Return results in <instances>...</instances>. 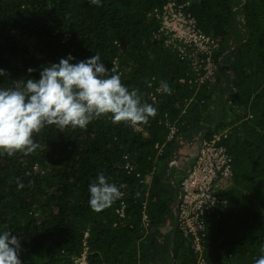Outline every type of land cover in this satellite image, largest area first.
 Returning <instances> with one entry per match:
<instances>
[{"label": "trees", "instance_id": "16d2710c", "mask_svg": "<svg viewBox=\"0 0 264 264\" xmlns=\"http://www.w3.org/2000/svg\"><path fill=\"white\" fill-rule=\"evenodd\" d=\"M167 1L0 0V68L7 73L0 88L39 79L42 66L68 54L77 63L98 52L157 108L143 131L107 118L65 132L49 126L34 136L41 145L34 154H0V232L18 237L22 264H80L84 253L87 264H195L179 229L171 243L180 184L169 181V160L180 136L193 141L213 129L229 130L234 176L220 192L227 205L207 217L208 264H255L261 255L264 0H191L200 28L222 38L212 87L180 82L191 67L159 32L156 10ZM161 81L171 94L157 92ZM168 122L179 129L172 139ZM125 156L136 165L131 173ZM101 172L124 194L96 213L88 189Z\"/></svg>", "mask_w": 264, "mask_h": 264}, {"label": "clouds", "instance_id": "9594fccd", "mask_svg": "<svg viewBox=\"0 0 264 264\" xmlns=\"http://www.w3.org/2000/svg\"><path fill=\"white\" fill-rule=\"evenodd\" d=\"M89 2L102 6L101 0ZM75 59L68 54L59 63L42 66L39 79L17 80L13 87L0 88V154H34L41 148L34 136L49 126L65 132L69 128L86 129L92 121L107 118L113 125L123 123L135 129L156 117L157 108L143 102L138 90H130L122 82L114 61L109 70L98 52L71 63ZM33 71L28 69L29 73ZM0 75H7L3 68ZM157 91L170 94L171 88L161 81ZM88 190L89 206L96 213L121 198L120 188L110 183L103 172ZM20 250V240L12 231L0 232V264H22ZM260 253L255 264H264V245Z\"/></svg>", "mask_w": 264, "mask_h": 264}, {"label": "built area", "instance_id": "2783aa9c", "mask_svg": "<svg viewBox=\"0 0 264 264\" xmlns=\"http://www.w3.org/2000/svg\"><path fill=\"white\" fill-rule=\"evenodd\" d=\"M156 16L160 22L159 32L163 34L166 45L177 52L179 57L189 61L191 73L181 78L180 82L212 87L218 80L221 58L215 55L222 38L210 35L200 28L191 0H168L156 10ZM161 92L163 91L158 93ZM153 99L156 100V96ZM167 125L170 127L169 139H172L179 129L170 122ZM135 129L143 131L140 126ZM144 134L147 132L144 131ZM228 136V129H213L193 140L197 145L195 159L180 181L178 229L182 232L186 245L195 254V264H208L205 254L207 217L227 205V200L220 192L229 186L234 176L233 157L225 143ZM125 159V170L127 173L133 172L136 169L135 163L128 156ZM123 194L124 190L121 189V196ZM125 209L126 203L122 200L117 212L124 217ZM144 220L148 224L147 214L144 215ZM78 261L80 264H87L85 253Z\"/></svg>", "mask_w": 264, "mask_h": 264}, {"label": "crops", "instance_id": "0c3cea01", "mask_svg": "<svg viewBox=\"0 0 264 264\" xmlns=\"http://www.w3.org/2000/svg\"><path fill=\"white\" fill-rule=\"evenodd\" d=\"M208 127L210 126L208 125ZM198 137L199 135L195 136L194 140H197ZM179 138H180L179 139L180 141L178 143V146L175 152L174 160L173 159L169 160V166H170L169 169L171 170V173H172V174L170 173L171 180L174 183L176 182L178 184H180V181L182 180V178L187 174V171L190 165L195 159V153L197 151L196 143L185 140V139H181L182 138L181 136Z\"/></svg>", "mask_w": 264, "mask_h": 264}, {"label": "water", "instance_id": "95a60500", "mask_svg": "<svg viewBox=\"0 0 264 264\" xmlns=\"http://www.w3.org/2000/svg\"><path fill=\"white\" fill-rule=\"evenodd\" d=\"M230 76H232V74H230ZM223 116H224V114H223ZM223 119V118H222ZM202 136V133L201 134H199V138ZM174 157H175V154H174V156H173V160H174ZM171 164V163H170ZM169 168H170V166H169ZM169 171H170V169H169ZM169 181L171 182V183H174L171 179H170V177H169ZM178 189H179V187H178ZM178 199H179V196H178V198H177V200H176V202H175V206H174V213H175V224H174V229H173V235H172V238H171V243H173V239H174V237H175V234H176V232H177V230H178V214H177V206H178Z\"/></svg>", "mask_w": 264, "mask_h": 264}, {"label": "rangeland", "instance_id": "374dc122", "mask_svg": "<svg viewBox=\"0 0 264 264\" xmlns=\"http://www.w3.org/2000/svg\"><path fill=\"white\" fill-rule=\"evenodd\" d=\"M176 181H177V179H176Z\"/></svg>", "mask_w": 264, "mask_h": 264}]
</instances>
